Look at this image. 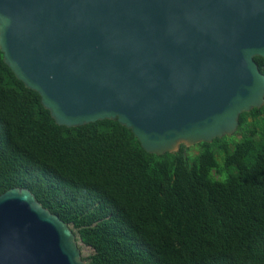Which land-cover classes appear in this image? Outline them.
I'll use <instances>...</instances> for the list:
<instances>
[{"label":"water","instance_id":"water-1","mask_svg":"<svg viewBox=\"0 0 264 264\" xmlns=\"http://www.w3.org/2000/svg\"><path fill=\"white\" fill-rule=\"evenodd\" d=\"M2 62L55 126L115 121L160 156L264 104V0H0ZM0 264H83L27 187L0 195Z\"/></svg>","mask_w":264,"mask_h":264},{"label":"trees","instance_id":"trees-1","mask_svg":"<svg viewBox=\"0 0 264 264\" xmlns=\"http://www.w3.org/2000/svg\"><path fill=\"white\" fill-rule=\"evenodd\" d=\"M15 186L83 264H264V104L230 136L156 156L115 121L55 126L0 53V195Z\"/></svg>","mask_w":264,"mask_h":264},{"label":"rangeland","instance_id":"rangeland-1","mask_svg":"<svg viewBox=\"0 0 264 264\" xmlns=\"http://www.w3.org/2000/svg\"><path fill=\"white\" fill-rule=\"evenodd\" d=\"M189 147H191V146H189ZM78 251H79L80 256H85L88 254V250L86 248H80V250H78Z\"/></svg>","mask_w":264,"mask_h":264}]
</instances>
